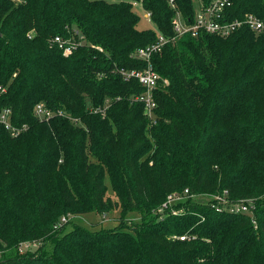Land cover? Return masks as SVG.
<instances>
[{"label":"trees","instance_id":"trees-1","mask_svg":"<svg viewBox=\"0 0 264 264\" xmlns=\"http://www.w3.org/2000/svg\"><path fill=\"white\" fill-rule=\"evenodd\" d=\"M133 1L154 28H137ZM210 1L0 0V109L27 125L18 135L0 125V264H264V31L165 43L150 58L161 77L153 121L134 99L142 85L116 71L143 69L133 52ZM229 1V20L264 19V0ZM39 102L64 114L38 119ZM185 188L179 212L159 218L166 194ZM223 190L255 198L252 213L197 198ZM115 208L112 228L57 226ZM24 241L39 246L19 251Z\"/></svg>","mask_w":264,"mask_h":264},{"label":"built area","instance_id":"built-area-1","mask_svg":"<svg viewBox=\"0 0 264 264\" xmlns=\"http://www.w3.org/2000/svg\"><path fill=\"white\" fill-rule=\"evenodd\" d=\"M173 1L174 0H168L170 5H173ZM132 3L134 7L142 8L140 2L133 1ZM229 5V0H211L205 5L197 4L194 6V12L190 19L185 18L179 11H177L176 15L172 19V35L165 36L162 33L157 32L155 41L145 46L138 47L133 52V57L145 61L146 66L143 69H126L124 67H119L116 69L122 78H135L144 88V92L140 95H136L134 99L143 103L144 113L149 118V120H154L153 110L156 107V102L153 92L161 80L160 75L152 68L150 58L153 53L160 51L165 43H168L169 41L171 42L183 34L197 36L201 31L213 33L219 36H227L243 26L255 32L264 31V19L257 17L253 13H245L241 18L229 20L225 12ZM145 16L149 18L150 12L145 10ZM53 42H55L62 50L63 55L70 54L72 49L75 47V45L69 39H64L60 36H55L53 38ZM163 81L166 82L165 80ZM88 109L94 110L90 106ZM99 109L103 110L102 108ZM94 111H96V109ZM33 114L38 119L47 120L56 114L63 115L64 112L61 110H52L43 102H39L34 106ZM70 119L77 121L75 118L70 117ZM0 125L8 130L11 135H18L27 129V125L25 123L20 125L12 123L11 109L7 107L0 109ZM190 195L191 194H189L187 188L181 191H172L167 193L165 198L156 209V213H158L159 218H163L166 213L179 212L174 208L175 204L184 202L185 199ZM226 195L227 190H223V192L220 194H214L213 199H215V202L212 203H214L216 207H223L225 209L227 208L229 211L248 214L252 213V208L250 206L252 199L232 202L228 199V197H226ZM65 219L66 218L62 216L60 221L57 223V226H60V222L63 223ZM177 238L179 240H183L188 237L186 234H180L177 236ZM30 244L36 245L35 242L24 241L19 244L18 250L21 251L22 245L26 247Z\"/></svg>","mask_w":264,"mask_h":264},{"label":"rangeland","instance_id":"rangeland-1","mask_svg":"<svg viewBox=\"0 0 264 264\" xmlns=\"http://www.w3.org/2000/svg\"><path fill=\"white\" fill-rule=\"evenodd\" d=\"M18 1V0H16ZM117 1V0H115ZM135 11L139 17L138 22H137V28L139 29H143V28H154V24L153 22L150 20V18L145 16V10L139 7H134ZM106 185H107V193L112 196V189L110 187V184L108 182V180L106 179ZM214 194H210V193H204L200 196H197V198H201L204 199L205 201H212L211 199L213 198ZM195 198V196H194ZM252 200H255V198H252ZM202 201V200H201ZM251 213V211H250ZM157 214V213H156ZM119 215H120V210L118 208L112 209L108 212H103V213H98V212H88V213H83V214H72V213H68L65 215H61L60 218L62 216H64L66 219L65 221L62 223L60 222V226H62L63 228H65L66 230H70L71 228H75L76 224L77 226H85L88 229H92V230H97L100 228H112L114 226H117V224H119ZM130 218H134V219H138V214L134 213V212H129L127 214ZM60 218L58 219V222L60 221ZM37 246L38 243L36 245L34 244H30L27 245L26 247L24 245H22L21 247V251H26V250H35L36 248H38ZM45 248L47 251L51 250V245L50 244H46Z\"/></svg>","mask_w":264,"mask_h":264}]
</instances>
